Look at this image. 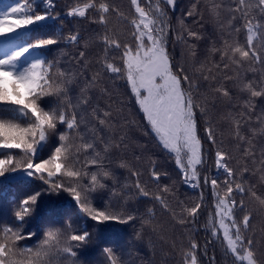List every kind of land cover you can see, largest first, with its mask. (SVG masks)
<instances>
[{"label":"snow or ice","instance_id":"6c2138e0","mask_svg":"<svg viewBox=\"0 0 264 264\" xmlns=\"http://www.w3.org/2000/svg\"><path fill=\"white\" fill-rule=\"evenodd\" d=\"M129 4L130 14H125L112 0H73L67 11L57 10L58 0H0V200L13 205L11 215L0 219V264H96L81 259L96 233L139 221L135 239L141 240L146 228L156 232L159 227L157 206L176 225L195 224L206 204L205 188L213 200L204 226L211 239L201 248L189 237L180 250L181 264H201L200 253L207 256L214 242L222 246L225 264H264V246L255 239L252 225L256 215L264 216V149L257 159L254 142L264 136V108L256 112L258 102L264 101V0H205L209 15L223 21L225 38L210 50L218 62H201L192 74L169 52L174 31L169 11H175L177 0ZM199 7L200 0H195L186 15L203 19ZM112 16L130 29V41L109 26ZM83 22L98 26L88 39L79 26ZM180 26L177 41L188 44L185 32L193 40L202 38L183 18ZM94 45L102 47V55L92 71L88 52ZM67 48L76 51L70 55ZM194 49L195 44H188L191 57L196 56ZM65 62L74 63L75 69L65 68ZM105 78L124 81L145 122L144 135L174 162L180 183L201 189L198 202L180 200L176 181L162 183L171 176L156 159L149 160L144 179V169L121 155L129 145L126 134H117L113 113L122 109L100 103L112 95ZM201 80L208 82V92L200 91ZM233 89L243 104L222 119L229 121L240 152L235 168L232 153L223 141L218 145L210 117L217 101H232ZM96 91L100 98L94 100ZM213 152L222 180L203 174ZM134 159L139 162L141 156ZM120 170L128 173L123 181ZM254 176L255 183L250 179ZM17 187L23 190L19 198ZM62 192L71 199L61 204L56 217H44L45 194ZM143 201L152 207L138 214L131 205ZM30 221L47 224L42 237L38 226L26 231ZM33 237L34 244L20 243ZM100 256V264H127L118 237L101 248ZM209 264H215L214 254Z\"/></svg>","mask_w":264,"mask_h":264},{"label":"trees","instance_id":"16d2710c","mask_svg":"<svg viewBox=\"0 0 264 264\" xmlns=\"http://www.w3.org/2000/svg\"><path fill=\"white\" fill-rule=\"evenodd\" d=\"M5 2H11V0H5ZM73 0H58V9L61 11H67V7L71 6ZM112 3L120 9V11L125 14H130V4L129 0H112ZM195 3V0H177V5L175 11H169V17L171 21L172 28L174 31L170 36L169 43V52L174 59V62L177 64L183 63L188 69L189 74H192V71L195 67H199L201 62L206 61L209 66L213 62H218L219 57H213L210 54L212 47L220 46L223 38H225V32L220 27V24L223 22L217 21L212 16L209 15L207 8L205 7V0H200L199 10L203 13V19L197 17H188L186 12L192 7V4ZM183 18L187 28H190L193 31L199 32L201 34L200 40H193L191 38L185 37L188 40V44H195V57H191L188 52V44L176 40V35L181 32L180 19ZM53 24L52 21L48 22ZM67 23V22H66ZM72 23H76L73 21ZM59 21L55 22V27H59ZM70 26V25H69ZM82 30V35L85 39H88L92 35L93 30L97 29L96 25H89L87 22H83L80 25ZM111 28L116 30L118 33H121L122 39L131 40L130 29L122 23L117 17H110ZM55 28L52 29L54 31ZM67 31V28H65ZM63 47V45H62ZM66 51L71 55L76 51L74 48H67ZM54 55V52L49 54ZM102 55V47L99 45H94L89 49L88 58L92 61L91 70L94 71L98 65H96V59ZM118 55V54H115ZM69 58H66V61ZM65 68L75 69L74 63H64ZM91 75V71L88 73ZM231 74V73H229ZM257 73L256 75H258ZM241 75L244 76L245 72L241 70ZM254 74L247 73V76L251 78ZM223 73L218 75V79H222ZM202 87L201 92H208V82L200 81ZM228 83V86L231 87V82ZM104 84H106L111 92V98L105 96L100 99L101 104L111 103L113 109H122L120 112L114 111V117L116 118L117 123V134H126L127 140L126 143L129 147L121 153L125 158L130 162L136 165L138 168H142L145 171L144 179H147V170L149 167V160L156 159L159 167L163 171L169 172L171 179H165L162 183L171 184L172 181H176V196L183 200L186 204L191 205L193 202H198L201 189H192L187 185L180 183V177L177 174L174 162L168 159L166 156L162 155L160 150L157 148L155 141L151 136H145L144 132L146 131L145 122L142 119V114L139 113L137 106L132 102V98L129 94V90L126 89L124 81L116 80L113 82L105 78ZM79 89H76L78 93ZM234 95L230 103L223 101H217L215 108H212L210 111V117L216 127L217 132V142L218 145L220 141H223V147L225 150L230 151L234 157L231 162V165L235 168L239 165L237 161L240 159V152L237 151L235 142L232 140L230 135V123L222 117L226 116L227 113L232 112L235 114L240 110V106L243 104V97L238 90L233 89ZM75 94V93H74ZM93 97L99 99V92H93ZM261 108H264V101H259L256 109L257 114H259ZM255 117H253V120ZM133 122V123H130ZM200 133L203 136V125L204 119L199 120ZM122 126V127H121ZM245 132L248 135L251 133L248 131V128H245ZM256 144V153L257 159H259V154L262 149H264V136H257L255 138ZM209 145L204 144V149L207 151ZM136 155L141 156L139 162L135 161L134 157ZM214 152L212 157L207 158V163L204 167L203 174H209L212 176H219L222 180V175L216 171L214 162H213ZM250 168H254L255 165L249 164ZM118 175H120L121 180L123 181L124 177L128 173L124 170H120ZM252 182H257L258 176L250 178ZM205 194L206 204L202 207L198 220L195 224H188L185 226L176 225L171 217L168 214L161 212L157 206V217L155 224L158 225L156 232H152L150 229L146 228L144 230L143 239H135V232L140 228V222L137 221L134 225H112L110 226V231L105 233H96L94 238L87 246L86 249L81 252V259L94 260L96 264H100L102 257L100 256V250L105 246L107 242H110L111 239L119 238V243L122 245V255L127 264H181L180 250L181 247H186L188 244L189 237L195 239L203 248V245L206 240H210V235L205 231V224L208 220V215L213 211V200L211 197L210 188L203 189ZM16 196L19 198L23 194V190L19 187L16 188ZM71 198L67 193L56 194H45L43 197V213L44 217H56L58 215V210L63 202L70 200ZM104 199H107V196H104ZM119 203H115V207H119ZM133 208H138L139 213L143 214L148 207H152V204L148 201H143L139 204L133 203L131 205ZM251 207V206H250ZM13 205L7 200H0V219H4L6 216L11 215ZM66 219V217H63ZM62 222V221H61ZM253 229L255 231V239L261 242V245L264 246V216L256 215L255 219L252 221ZM37 226L39 227V235L42 237L43 229L47 227L46 223H37L30 221V229L26 228V231L32 230L36 231ZM59 226V225H57ZM163 237V238H162ZM107 238V239H106ZM175 241L176 248L172 247V243ZM36 242V237H33L32 240L21 241V244H34ZM215 255V264H225V257L223 256L222 246L219 242H214L208 246V255L204 256L203 253H200L201 264H209V257Z\"/></svg>","mask_w":264,"mask_h":264}]
</instances>
